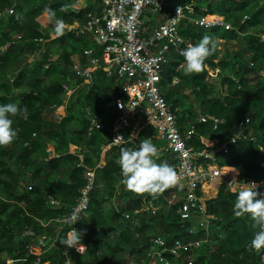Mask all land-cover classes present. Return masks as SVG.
<instances>
[{"label":"trees","instance_id":"obj_1","mask_svg":"<svg viewBox=\"0 0 264 264\" xmlns=\"http://www.w3.org/2000/svg\"><path fill=\"white\" fill-rule=\"evenodd\" d=\"M188 1L171 0L165 12L171 13L176 6ZM194 1V14L182 22L180 36L195 44L207 32L215 40H225V50L217 63L214 62L217 50L205 61L208 68L220 70L215 78L207 70L187 78L185 85L197 94L195 104L184 103L186 110L176 111L179 130L184 132L194 126L195 133L188 142L193 150L213 151L216 146L226 145V151L216 152L214 162H207L208 165L219 169L233 167L240 170V178L263 182L264 71L263 78L249 87L244 79L249 66L243 59L250 56L251 63L264 64V0ZM69 3L68 0H18L14 4V0H0V13L13 9L7 19L0 17V105L15 103L19 108L27 109L26 116L12 117L17 132L14 142L0 148V264H9L10 260L18 264H66L69 258L73 264H125L142 254L144 241L151 236L203 239L206 231L199 229L195 218L181 221L177 205H168L171 192L165 191L155 199L154 204L160 207L154 213L141 212L148 196H137L120 183L121 147L138 148L143 139H150L156 145L153 140L156 132L151 127H144L136 137L129 138L127 144L110 148L105 153V165L95 168L108 139L107 134L97 130L88 134L90 120L86 110L110 123L118 113L116 100H127L121 83L108 78L101 66L94 69L93 85L84 87L75 103H68L65 107L61 120H56L57 109L63 105L62 86L69 83L70 55L91 45L85 36L66 34L51 39L54 29L47 22L45 9H53L58 18L71 25L73 13L68 8L60 10L62 5ZM201 8L219 15L234 30L225 31L219 27L194 29L190 18L202 14ZM244 17L247 18L243 21ZM54 49L58 52L56 56L52 55ZM96 53L99 57L100 51ZM30 56L34 57L29 62ZM169 58V65L162 73V87L177 76L179 62L171 59L172 54ZM76 82L80 83V80L76 79ZM218 83L226 86L225 93L217 92L215 86ZM245 93L247 97L243 103L241 96ZM171 95L164 93L169 104ZM75 104L81 110L80 115L71 111ZM195 105L198 111L193 109ZM202 115L224 122L216 126L210 120L199 122ZM246 117L250 120L249 131L256 141L252 142L247 135L230 144L233 131ZM74 147L80 150L82 161L78 153L73 152ZM163 161L174 167L168 151L160 152L157 162ZM86 168L95 169V185L86 217L79 222L78 233H83L81 243L86 250L82 255L72 250L64 255L65 246L60 241L66 239L70 225L60 226L55 219L69 215L85 183ZM118 183L120 196L126 200L123 206L112 203V199H119L115 195ZM207 186L212 196L205 202L206 214L211 221L214 220L207 231L214 244L201 249V258H208L214 264H262L261 251L257 253L250 248V241L259 228L253 227L249 217L234 215L238 191L228 190L225 182L219 180ZM49 197L57 201L58 206L51 205ZM126 214L131 219L126 220ZM189 230H194V235H189ZM28 231L34 236L27 235ZM42 236L54 241L44 242L41 246L38 238ZM4 256L9 257L8 261Z\"/></svg>","mask_w":264,"mask_h":264},{"label":"built area","instance_id":"obj_2","mask_svg":"<svg viewBox=\"0 0 264 264\" xmlns=\"http://www.w3.org/2000/svg\"><path fill=\"white\" fill-rule=\"evenodd\" d=\"M74 15L79 16L81 11L78 3L82 0H68ZM86 1V0H83ZM98 8L88 10L84 13V22L81 25H68L65 31L67 34L76 37L91 36L100 47V55L96 57L92 51L86 49L83 55L87 58V64L74 60L68 66L71 77L80 80L75 86L64 84L63 107L75 101L76 95L84 87L93 85V73L97 67H102L108 78H112L115 83H121L123 92L127 100L117 99L116 105L118 113L110 123H102L96 120L86 110L90 120L88 134L94 130L101 134H107L108 147L117 148L123 144L114 141L122 136L128 140L132 135L138 134L144 127H151L163 141L166 142V150L171 154L174 161V169L180 177L179 183L166 191L171 192L168 205H177V214L181 221H190L194 218L200 230L204 229L206 235L203 239H181L168 238L155 235L149 237L143 244V252L140 256L133 257L125 264H214L210 259H202V248L205 245H213L214 240L209 237L208 225L213 221L206 214L205 199L202 196V189L215 180L224 181L226 188L232 192L239 191L243 183L255 182L259 185L258 192L264 193V181L256 182L247 178L232 179L227 176V169H219L217 166L208 165L207 162H214V152L208 150H193L188 142L195 133L194 126H189L181 132L177 123L176 109L172 104L167 103L161 86L162 73L169 65L170 54L182 56V51L190 43L180 36L181 24L185 19H189L190 14H194L196 3L190 0L183 5L175 7L171 13H165L171 0H97ZM18 0H14V4ZM202 14L190 18V23L194 29L222 28L225 31H232L231 24L225 22L219 15L208 13L206 8H201ZM13 9H5L2 15L12 14ZM149 12L153 14H165L163 21L157 26L148 28L144 26L143 17ZM247 17L243 18V21ZM3 50V47L1 48ZM217 49H220L217 47ZM39 52V51H38ZM37 55V53L35 54ZM34 56H31L33 59ZM209 75L214 76L219 71L208 70ZM175 82V79L173 80ZM176 84V83H172ZM138 115V116H137ZM57 121L61 120V114L55 115ZM139 118L138 121L131 123ZM199 122L205 120L212 121L213 125L224 121L213 116L202 115ZM250 120L246 117L240 121L233 131L229 140L230 144H235L241 137L250 136L252 142L256 137L249 131ZM98 127H97V125ZM226 145H221L218 151H226ZM76 149L79 159L82 157ZM82 161V159H80ZM83 167L82 164H79ZM97 165L95 168H100ZM95 170L86 168L84 173L85 183L79 191V196L75 204L70 208L69 215L55 219L60 226L69 225L66 218L74 213L79 216V221L72 227L78 232L79 222L86 217L89 206L90 194L95 185ZM222 178V180H220ZM235 180L232 184H229ZM237 181V182H236ZM53 206H58V202L51 197L48 198ZM156 207L153 201H145L140 210L154 213ZM139 211L135 212L137 214ZM126 220L131 219L129 214L124 216ZM213 219V218H212ZM135 224V223H134ZM135 225H138L136 222ZM71 230V225L68 232ZM194 230H189V235H194ZM27 235L33 237L34 233L28 231ZM67 238V237H66ZM163 241V244L160 243ZM41 246L43 240L38 238ZM84 246V245H83ZM74 251L82 255L86 247L79 252L74 248H67L65 252ZM40 254V251L37 253ZM261 263L264 264V249L260 252ZM68 264V261L66 262Z\"/></svg>","mask_w":264,"mask_h":264},{"label":"clouds","instance_id":"obj_3","mask_svg":"<svg viewBox=\"0 0 264 264\" xmlns=\"http://www.w3.org/2000/svg\"><path fill=\"white\" fill-rule=\"evenodd\" d=\"M69 7H71L70 4H65L60 10L65 11ZM45 16L47 22L53 25L54 39L65 35L69 26L62 18L57 17L56 11L46 8ZM216 50V40L212 34L207 32L197 43H189L181 53L184 58V74L193 75L204 72L208 67L205 61L213 56ZM174 79L179 83L178 77ZM20 114L26 116L27 109H21L15 103L0 105V148L10 146L16 139L17 132L13 128L12 117ZM114 141L121 144L128 143L122 136ZM159 159L160 149L150 139H143L138 148L121 147L119 154L120 183L137 196L157 198L180 181L174 167L166 161L158 163ZM258 188L259 185L255 182L243 183L236 193L233 209L237 218L249 217L253 222V227L259 228L250 241V248L257 253L264 249V193L258 192ZM78 221L79 216L75 213L66 218V222L71 225V230L67 233V238L60 241L62 245L74 248L77 252L84 247L81 243L83 233H78L72 227ZM160 243L163 244V241ZM66 255H68L67 252ZM9 264H18V262L10 260ZM68 264H73L70 258Z\"/></svg>","mask_w":264,"mask_h":264},{"label":"crops","instance_id":"obj_4","mask_svg":"<svg viewBox=\"0 0 264 264\" xmlns=\"http://www.w3.org/2000/svg\"><path fill=\"white\" fill-rule=\"evenodd\" d=\"M71 5V7H69L68 9L70 10L69 12L70 13H73L72 12V7H74L73 4L69 3ZM98 4L99 2L97 0H86V1H80L78 3V8L79 10L81 11L80 15L79 16H74V14H72L71 18H72V24L73 26H76V25H81L83 24L84 22V18H83V15L86 11L88 10H95L98 8ZM166 13V12H165ZM164 16L165 14H153V13H149L147 12L144 17H143V23H144V26L145 27H148V28H151V27H154V26H157L158 24H160L163 19H164ZM45 30L47 28H44ZM67 33H65L64 36H66ZM87 37L86 39H89L91 41V45L89 46V48H86V49H90L93 53V55L97 54V50L100 51V47L98 46V44L96 43V41L91 37V36H85ZM51 39H54L53 37H51ZM218 41L217 43V47H219V42L221 43L222 39H216ZM49 40H47L46 42H48ZM68 44H69V40H68ZM56 47V46H55ZM86 49H83L81 52H78V53H75V54H71L70 55V60H71V63L72 61L74 60H78L80 61L82 64L83 62L87 64V58L83 55V51L86 50ZM55 50V49H54ZM53 50V51H54ZM221 49H217V52H218V56L217 58L214 60L215 63H217L224 55L223 52L220 51ZM52 51V52H53ZM58 54L57 50L56 52L52 53L53 56H56ZM180 58H183V56H178V55H175V54H172V58L173 61L174 60H177L179 62V64L177 65L176 67V73H177V76L174 77V78H179V83L177 82H173L174 78L171 80V82H169V84H167V86H163L162 87V90H163V93H172V95L169 97V102L176 106V111L179 113V112H182L184 110H186V107L184 108V103H187V104H195V95L197 94L195 91H193L191 88L187 87L185 85V83H187V78L189 77V75H185L184 74V60H181ZM208 70H214V71H220L218 68L217 69H210L208 68ZM219 74V73H218ZM218 74L214 75V76H211L212 78H215ZM263 76V75H262ZM71 77V75H70ZM72 82H69V83H66L68 84L69 86H75V85H78L79 83H75L74 81V78L71 77ZM172 83H176V84H172ZM250 87V86H249ZM79 93V92H78ZM77 93V95H78ZM76 95V96H77ZM120 99V98H118ZM121 100V99H120ZM75 103V101H72L70 103ZM58 112L64 116L65 115V107L61 106L58 108ZM177 115V114H176ZM87 116V114H86ZM138 116V115H137ZM96 120L102 122L105 124V122L101 121L99 118L93 116ZM139 118H136L132 123L131 125H133L134 122L138 121ZM137 134L135 135H132V137H129V138H134L136 137ZM153 140L156 141V145L158 146V148L160 149V152H164V151H167L166 150V146L165 144L163 145H159L157 144V142H161V137H159L156 133V135L153 137ZM76 148L77 147H74L73 149V152L76 151ZM218 148L219 146H216L214 147V150L212 152H214V154L216 152H218ZM78 149V148H77ZM110 148L108 147V145H106L105 147H102V150L100 152V159H99V162H98V165H101V167H103L105 165V153L106 151H108ZM81 154V153H80ZM82 159V157L80 158ZM264 163V162H263ZM100 167V168H101ZM98 168V169H100ZM228 168L227 169V176L231 177L232 179H236L238 177H240V170L236 169V168H233V167H226ZM90 169V168H89ZM90 170H95V169H90ZM95 174V172H94ZM120 192H121V188H120V185L119 183L115 186V195L116 196H119L120 195ZM202 196H203V199H205V202L206 200H208L209 198H211L212 194H211V191H210V188L208 186H205L203 189H202ZM120 197V196H119ZM156 199V198H155ZM155 199L151 198V197H148V198H145L143 202L145 201H155ZM125 203H126V200H124ZM114 202V203H113ZM122 200L120 199H112V203L115 204V205H119L121 204ZM155 205V204H154ZM156 206V205H155ZM157 207V206H156ZM160 207V206H158ZM43 238V237H41ZM44 240V239H42Z\"/></svg>","mask_w":264,"mask_h":264},{"label":"rangeland","instance_id":"obj_5","mask_svg":"<svg viewBox=\"0 0 264 264\" xmlns=\"http://www.w3.org/2000/svg\"><path fill=\"white\" fill-rule=\"evenodd\" d=\"M7 14H5V15H2V17H4V19H7ZM192 26V25H191ZM252 32V31H251ZM252 33H254V31L252 32ZM244 37V36H243ZM244 39H245V37H244ZM222 42L220 43L219 42V47H220V51L221 52H223L224 53V41L225 40H221ZM216 42L218 43V41L216 40ZM218 46V45H217ZM54 53L56 52V49L53 51ZM52 52V53H53ZM32 59H31V56H30V58H29V62L31 61ZM244 62H245V64L246 65H248L249 66V68H247V69H249L248 71H245V74H244V79L247 81L246 83L247 84H249L248 86H252L255 82H257L258 80H259V78L260 79H262L263 78V71H264V64H260L259 65V63L258 62H256V63H251L250 62V56H245L244 57ZM67 79H68V82H72V80L73 79H71V77L70 76H68L67 77ZM78 80V79H77ZM74 81H76V78L74 79ZM76 83H78V82H76ZM216 87V89H217V92H221V93H225V90H226V86L225 85H221V84H217V86H215ZM246 97H247V95H246V93L245 94H243L242 96H241V100H242V102L243 103H245L246 102ZM193 109H195V111H198L197 110V107H196V105L194 106V108ZM58 110V109H57ZM71 111L73 112V113H75L76 115H80L81 114V110H80V108L75 104V105H72L71 106ZM53 114H54V111H53ZM177 116V115H176ZM165 144V146H166V142L165 141H163V140H161V142H157V144H159V145H163V144ZM120 196V195H119ZM119 199L120 200H122V202H121V204H120V206H123L124 204H125V197L124 196H120L119 197ZM50 231H53L52 229H50ZM55 236V234L54 235H52V238ZM42 237H44V238H40L41 240L42 239H44L43 240V242H45L46 244H48L49 242H51L52 241V239H50V238H45V236H42ZM49 237H51V235H49ZM54 241V240H53ZM52 241V242H53ZM52 249V248H51ZM50 249V250H51ZM4 259H6V261H8V259H9V257L8 256H4ZM45 264H47V263H45Z\"/></svg>","mask_w":264,"mask_h":264},{"label":"water","instance_id":"obj_6","mask_svg":"<svg viewBox=\"0 0 264 264\" xmlns=\"http://www.w3.org/2000/svg\"><path fill=\"white\" fill-rule=\"evenodd\" d=\"M220 180H222V178Z\"/></svg>","mask_w":264,"mask_h":264}]
</instances>
